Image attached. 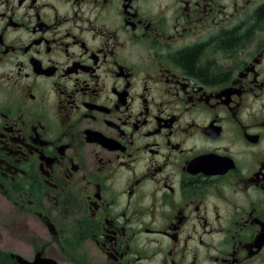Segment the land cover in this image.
Instances as JSON below:
<instances>
[{
    "label": "flooded vegetation",
    "instance_id": "flooded-vegetation-1",
    "mask_svg": "<svg viewBox=\"0 0 264 264\" xmlns=\"http://www.w3.org/2000/svg\"><path fill=\"white\" fill-rule=\"evenodd\" d=\"M0 208L30 261L264 264V0H0Z\"/></svg>",
    "mask_w": 264,
    "mask_h": 264
},
{
    "label": "rangeland",
    "instance_id": "rangeland-1",
    "mask_svg": "<svg viewBox=\"0 0 264 264\" xmlns=\"http://www.w3.org/2000/svg\"><path fill=\"white\" fill-rule=\"evenodd\" d=\"M20 221V217L12 215L10 209L0 208V264H10V258L1 259V255L9 256L10 252L23 250L22 244H33L37 241Z\"/></svg>",
    "mask_w": 264,
    "mask_h": 264
},
{
    "label": "water",
    "instance_id": "water-1",
    "mask_svg": "<svg viewBox=\"0 0 264 264\" xmlns=\"http://www.w3.org/2000/svg\"><path fill=\"white\" fill-rule=\"evenodd\" d=\"M12 257H14L19 264H57L52 259L43 258L41 260H38V255L34 258V260L30 261L26 258L22 257L20 254H11Z\"/></svg>",
    "mask_w": 264,
    "mask_h": 264
},
{
    "label": "trees",
    "instance_id": "trees-1",
    "mask_svg": "<svg viewBox=\"0 0 264 264\" xmlns=\"http://www.w3.org/2000/svg\"><path fill=\"white\" fill-rule=\"evenodd\" d=\"M190 59V58H189ZM191 61V63H192V60H190ZM189 61V62H190ZM188 65H190L189 63H188ZM10 257L7 255V254H3V255H1V259H9Z\"/></svg>",
    "mask_w": 264,
    "mask_h": 264
}]
</instances>
